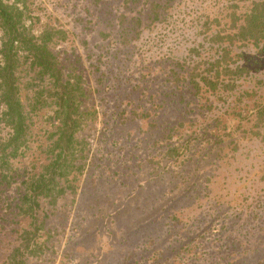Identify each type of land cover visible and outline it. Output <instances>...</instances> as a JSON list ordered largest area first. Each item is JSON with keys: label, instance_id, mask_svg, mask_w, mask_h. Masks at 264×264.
I'll return each instance as SVG.
<instances>
[{"label": "rangeland", "instance_id": "1", "mask_svg": "<svg viewBox=\"0 0 264 264\" xmlns=\"http://www.w3.org/2000/svg\"><path fill=\"white\" fill-rule=\"evenodd\" d=\"M228 3L33 1L35 31L54 20L69 34L53 52L65 73L73 65L82 75L85 107L97 114L80 133L89 152L78 191L51 208L49 252L30 264H264V122L256 127L249 113L264 102V43L233 45L235 65L248 73L224 101L212 97L209 112L188 104L186 85L172 79L192 64V47L209 54L200 21L224 16ZM153 4L166 7L157 19ZM39 125L34 133L43 139ZM6 133L0 126V136ZM189 136L186 154L165 171L167 145ZM21 180L0 202V264L27 228L28 219L7 208Z\"/></svg>", "mask_w": 264, "mask_h": 264}, {"label": "trees", "instance_id": "2", "mask_svg": "<svg viewBox=\"0 0 264 264\" xmlns=\"http://www.w3.org/2000/svg\"><path fill=\"white\" fill-rule=\"evenodd\" d=\"M33 1L0 0V126L7 130L0 136V202L7 188L21 178L15 188L16 202L7 208L16 210V217L28 219L5 264H30L49 252L53 233L46 229V220L60 199L78 191L89 152V143L80 133L95 122L97 114L85 107L88 93L82 75L73 65L65 73V64L53 52V47L69 40V34L54 20L35 31L40 19L32 14ZM227 1L224 16L205 14L200 21V32L207 33L211 46L209 54L200 56L196 45L189 51L192 64L187 70L172 72L175 84L186 85L188 104L195 101L206 112L211 110L212 97L224 101L235 90L237 78L248 73L246 67L235 65L233 45L264 43V0ZM165 8L153 4L154 19ZM241 98L240 94L237 99ZM249 113L256 127L263 123L264 102ZM211 120L227 126L220 116ZM36 124L43 139L34 133ZM182 126L180 122L173 125L167 138L172 139ZM221 138L215 137L213 143ZM192 141L189 136L167 145L165 171L181 160ZM22 166L25 175L19 173Z\"/></svg>", "mask_w": 264, "mask_h": 264}]
</instances>
